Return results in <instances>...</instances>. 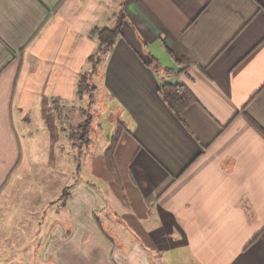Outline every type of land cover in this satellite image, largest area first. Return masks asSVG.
<instances>
[{
    "label": "crops",
    "instance_id": "1",
    "mask_svg": "<svg viewBox=\"0 0 264 264\" xmlns=\"http://www.w3.org/2000/svg\"><path fill=\"white\" fill-rule=\"evenodd\" d=\"M104 2L106 14L112 0H0V264L42 262V217L52 204L41 211L39 193L25 191L36 183L19 176L41 143L40 162L43 140L68 136L72 149L74 133L60 124L95 54L116 124L129 133L115 157L120 183L105 168L109 144L93 162L120 187L127 178V193L110 198L124 211L129 242L87 244L112 258L79 263L264 264V0H122L126 20L109 53L93 33L110 26L99 19ZM165 83L195 97L182 120L160 96ZM128 151L123 179L119 156ZM81 189L82 202L109 208L82 184L69 208ZM62 221L55 218L52 237Z\"/></svg>",
    "mask_w": 264,
    "mask_h": 264
},
{
    "label": "rangeland",
    "instance_id": "2",
    "mask_svg": "<svg viewBox=\"0 0 264 264\" xmlns=\"http://www.w3.org/2000/svg\"><path fill=\"white\" fill-rule=\"evenodd\" d=\"M107 4L111 6L109 12L104 14V2L103 11L99 19L104 18L103 25L112 27L119 19L122 0H112V3ZM94 57V60L89 61V73H86V76L82 79V93H74V101L71 103L72 114L69 115L65 123L60 124L69 133L70 131L74 133L72 149L69 145L68 136L67 140L60 135H56V139L51 142L43 140V143L49 144V148L40 155V162L36 163L33 155L38 154L40 147H45L41 143L39 147L32 149L31 166L19 176V179L24 182L36 183L34 187L26 188L25 191H28V197H36L39 193L38 205L40 204L41 211L44 212L46 202L48 204L51 202L52 204L47 216L42 217V229L39 237L41 264H53L54 261L63 260H72L74 264H80L79 262L86 260H109L112 258L110 253L107 251L89 250L87 244L94 245L100 249L104 245L111 247L115 244H128L129 242V237L123 234L122 229L127 221L123 219L124 211L121 212L118 202L114 198H110L114 197L116 193H127V178L124 180V189L115 184L113 178L102 170L99 164L93 162L96 160V155L103 152L110 143V137L116 130L115 126L118 119V106L111 103L110 97L103 89L101 78L104 64L100 63L102 59L99 60L97 54ZM96 66L98 68L95 70ZM93 68L94 72H91ZM57 128H59V125H57ZM86 130L87 132H85ZM54 143L57 144V147L54 146ZM65 143H67V149L60 150L59 145ZM101 144L102 147L100 146ZM125 145L124 147H126ZM130 157L129 151L124 158L119 156V166L123 179L126 177L125 170L128 169ZM95 172L101 175L98 176ZM106 174H108L107 177L110 181L103 179ZM80 179L83 180L80 181ZM37 182L40 184H37ZM81 184L89 186L93 191H99L103 196H106L109 200V208L102 213L98 207H95L97 204L96 200H92L89 203L82 202L86 199L84 189L76 192L73 199L74 202L69 208L67 202L71 199L70 192ZM16 185L14 191L17 190ZM72 185L73 187H70ZM67 188H70V197L66 202V196L63 197V193ZM89 210L90 215L88 216ZM79 213L86 217L80 219ZM70 217H73V220ZM55 218L58 222L68 218L69 222L65 223L62 221L60 225L57 223L53 238L52 231L54 230ZM75 223L79 226V230L76 233L77 236L73 237L72 233L70 234L69 232L75 230ZM91 223H94L93 226ZM81 226L82 228H80ZM90 232L94 234L91 235ZM46 244L51 245V251H44ZM26 254L28 255V251H26ZM49 257H52L50 262ZM43 261L49 263H43Z\"/></svg>",
    "mask_w": 264,
    "mask_h": 264
},
{
    "label": "trees",
    "instance_id": "3",
    "mask_svg": "<svg viewBox=\"0 0 264 264\" xmlns=\"http://www.w3.org/2000/svg\"><path fill=\"white\" fill-rule=\"evenodd\" d=\"M126 20V15L123 10L120 13L119 19L112 27L96 28L93 33L98 37L100 47L99 50L102 53H109L114 49V46L121 36V28L123 22ZM94 60V59H91ZM84 79V78H83ZM83 80L80 84L81 94L83 91ZM82 89V91H81ZM159 93L169 109L182 120L183 112L194 102L195 97L188 87L185 85L165 83L159 88ZM114 134L110 137V143L104 154V164L106 170L120 183V176L118 173L115 157L117 149L122 142V139L126 133H129L127 125L119 121L116 125ZM70 188H67L63 193V197L66 196V202L70 197ZM65 206V204H64ZM70 234L72 231L69 232Z\"/></svg>",
    "mask_w": 264,
    "mask_h": 264
}]
</instances>
